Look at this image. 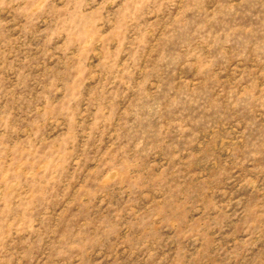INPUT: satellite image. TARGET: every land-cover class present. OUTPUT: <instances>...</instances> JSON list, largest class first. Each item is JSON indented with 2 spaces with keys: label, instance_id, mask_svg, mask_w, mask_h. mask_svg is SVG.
Segmentation results:
<instances>
[{
  "label": "rangeland",
  "instance_id": "obj_1",
  "mask_svg": "<svg viewBox=\"0 0 264 264\" xmlns=\"http://www.w3.org/2000/svg\"><path fill=\"white\" fill-rule=\"evenodd\" d=\"M0 264H264V0H0Z\"/></svg>",
  "mask_w": 264,
  "mask_h": 264
}]
</instances>
